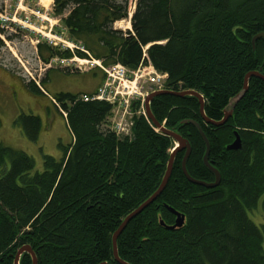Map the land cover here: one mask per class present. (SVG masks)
Instances as JSON below:
<instances>
[{"label":"trees","instance_id":"obj_1","mask_svg":"<svg viewBox=\"0 0 264 264\" xmlns=\"http://www.w3.org/2000/svg\"><path fill=\"white\" fill-rule=\"evenodd\" d=\"M129 5L54 0L53 32L76 47L39 39L38 58L46 65L94 58L132 71L152 64L168 74V90L203 94L205 114L215 121L236 102L229 120L214 126L204 120L195 96L154 98L158 123L192 145L191 176L213 182L203 160L205 141L185 121L200 123L221 183L207 188L188 180L182 166L186 149L178 151L163 192L118 237L120 258L129 264H264V224L249 216L264 199V79L252 76L244 90L248 73L264 75V38L253 44L264 33V0H136L132 31L114 28L129 17ZM5 47L0 36V50ZM52 70L39 84L30 81V91L44 94L42 87L51 94ZM51 95L66 112L61 114L73 138L61 159L44 154V170L38 171L34 157L0 143V264H15L24 245H31L38 264H123L114 257L113 234L158 190L175 140L143 114L134 116L133 139L119 138L106 127L110 103L83 101L72 92ZM15 123L30 141L39 140L40 116L22 113ZM237 133L241 147L228 149ZM168 206L185 215L183 227L162 225L176 220ZM20 264H33L32 256L24 253Z\"/></svg>","mask_w":264,"mask_h":264},{"label":"rangeland","instance_id":"obj_2","mask_svg":"<svg viewBox=\"0 0 264 264\" xmlns=\"http://www.w3.org/2000/svg\"><path fill=\"white\" fill-rule=\"evenodd\" d=\"M53 2L54 0H0V36L6 42V47L0 50V143L34 157L38 171L44 170V154L61 159L64 154L63 147L71 145L73 138L66 121L55 106L52 107L42 97L31 94L27 84L32 80L40 83L47 69L52 67L47 81L50 93L81 94L100 86L104 72L97 66H91L88 63L90 59L83 62L84 59L78 57L75 61L80 63L68 62L70 64L57 59L46 65L38 58L39 39H48L55 44L74 48L72 43L68 45L65 37L57 36L53 32L54 26L58 24V20L52 15ZM129 3V10L133 13L136 0H129ZM128 22H131L130 16L123 20L125 25ZM114 28L129 30L120 26L119 22L114 24ZM1 30L13 39L8 40ZM71 68L74 72H71ZM136 71L138 70L134 72ZM235 102L236 99L231 101L228 111L233 110ZM114 108L113 105V110ZM22 113L42 118L43 131L37 142L30 141L16 125L15 121ZM112 115L113 111L108 118ZM111 122L114 123L115 119ZM263 201L261 199L258 210L249 212L250 218L257 225L264 224Z\"/></svg>","mask_w":264,"mask_h":264},{"label":"water","instance_id":"obj_3","mask_svg":"<svg viewBox=\"0 0 264 264\" xmlns=\"http://www.w3.org/2000/svg\"><path fill=\"white\" fill-rule=\"evenodd\" d=\"M261 38H264V33H260L259 35L255 36V38L253 40L254 47H256V41L258 39H261ZM252 76H258V77L264 79V75L261 74L259 71H253V72L248 73L246 75V78H245V87H244L245 92L249 89V81H250V78ZM164 94H172V95H177V96H182V97H184V96H195V97H197L201 103V114H202L203 118L206 120V123H211L213 125L221 126V125H224L229 120V118L233 115V110L228 111L226 109L225 114H224V118L222 120L214 121V120L208 119L207 115L205 114V110H204L205 109L204 96H203V94H201L200 92H198L196 90H185L182 92H175L172 90L165 89V90H159V91L153 92L147 96L146 101H145L147 116L150 119H152L156 125H158L160 127V130L162 132L173 137L174 140L176 141V143H178V147L171 153V156L169 158L168 165H167V171L165 173V176H164L158 190L149 199H147L143 204H141L136 210H134L131 214H129L124 219V222L120 225V227L113 234L114 257L117 261H119L123 264H129V263L123 261L120 258L119 250H118V241H117L118 237L121 235L123 230L126 228L129 221L132 220L134 217H136L139 213H141L150 204H152L159 197V195L163 192V190L165 189V187L167 186V184L170 180V177H171V174L173 171V166H174L176 154L178 151L186 149V153H185V156H184V159L182 162V166H183V171H184L186 177L188 178V180H190L191 182H193L195 184L205 186L207 188H215L218 185H220V183H221L220 171L216 167H213L209 162V155H210V149H211L210 141L207 139L206 135L201 131V129L199 130L200 134L206 143V153H205L204 159H203L204 164L207 166V168H209L213 172L216 180L213 182H207L205 180H199V179L192 177L191 174L189 173L188 168H187V163H188V159L191 155V151H192L191 143L189 142L188 139L184 138L180 133L168 130L165 127L161 126L158 123V121L156 120L155 116L153 115V112L151 109V103L154 100V98L161 96V95H164ZM185 123L197 124L198 126L200 125L198 122L196 123V121H192V120H187V121H185ZM240 147H241V137L237 133L236 139L227 148L228 149H239ZM168 208L173 214L176 215L175 223L173 225H168L164 221H161L162 225H164L169 230H174L176 228L183 227L185 224V220H186L185 215L177 212L175 209H173L169 206H168ZM24 253H29L32 256L33 264H38L37 255H36L35 251L33 250V248L31 247V245H24L18 250L17 255L15 257V264H20L21 256ZM103 264H108V263L105 262Z\"/></svg>","mask_w":264,"mask_h":264},{"label":"built area","instance_id":"obj_4","mask_svg":"<svg viewBox=\"0 0 264 264\" xmlns=\"http://www.w3.org/2000/svg\"><path fill=\"white\" fill-rule=\"evenodd\" d=\"M76 62L75 59L63 60ZM95 67L99 65L105 72V79L98 91L92 95H83V101L101 100L115 106L113 115L108 118L106 127L120 136H133L135 114L143 113L144 101L150 91L162 89L166 85L167 73L157 71L152 65L141 66L136 72L130 71L124 65L117 63L104 66L101 61L89 60ZM139 103L140 108L134 111V104ZM115 119L114 125L109 123Z\"/></svg>","mask_w":264,"mask_h":264},{"label":"bare ground","instance_id":"obj_5","mask_svg":"<svg viewBox=\"0 0 264 264\" xmlns=\"http://www.w3.org/2000/svg\"><path fill=\"white\" fill-rule=\"evenodd\" d=\"M49 1V0H48ZM136 4V3H135ZM136 7V6H135ZM129 16L131 17V19H132V17H133V13L132 12H130L129 13ZM119 22V24H120V26H123L124 28H128V29H130V28H132V24H130L131 22H128L126 25H125V23H123V20L121 21H118ZM117 22V23H118ZM78 59V58H77ZM81 59V58H80ZM80 61H82V60H80ZM85 61H87V60H84L83 62H85ZM145 68V67H144ZM139 70V69H138ZM46 94V93H45ZM50 96V95H49ZM54 103V105H56V110H58L60 113H61V111L63 112V114H66V112H64V110L63 109H61V107H60V105L56 102V101H54L53 102ZM112 107H113V105H112ZM112 111H113V109H112ZM112 111H111V113H112ZM208 117V116H207ZM208 119H210L209 117H208ZM149 120H152V119H149ZM205 120V119H204ZM211 120V119H210ZM153 121V120H152ZM206 121V120H205ZM215 121V120H214ZM153 123L155 124V122L153 121ZM197 123V122H196ZM200 124V123H199ZM209 124H211V123H209ZM110 126H112V125H114V123L113 122H111L110 121V124H109ZM156 125V124H155ZM193 125H195L197 128H198V130H200L201 129V131L205 134V132L203 131V129H202V126L201 125H197V124H193ZM213 125V124H212ZM158 126V125H157ZM215 126V125H214ZM164 127V126H163ZM160 128V127H159ZM200 132V131H199ZM116 134V133H115ZM117 135V134H116ZM206 135V134H205ZM119 138H125V137H128L129 139H133V136H120V135H117ZM206 137H207V135H206ZM173 138V137H172ZM203 138V137H202ZM174 139V138H173ZM208 139V138H207ZM209 140V139H208ZM175 143H176V141H175ZM206 144V143H205ZM178 147V144H175V146L173 147V149H172V152L176 149ZM171 152V153H172ZM214 167V166H213ZM167 171V170H166ZM221 173V172H220ZM222 177V176H221ZM178 212V211H177ZM180 213V212H179Z\"/></svg>","mask_w":264,"mask_h":264},{"label":"crops","instance_id":"obj_6","mask_svg":"<svg viewBox=\"0 0 264 264\" xmlns=\"http://www.w3.org/2000/svg\"><path fill=\"white\" fill-rule=\"evenodd\" d=\"M98 88V87H97ZM97 88H94V89H90V90H88V91H84V92H81V93H91V92H94V91H96L97 90ZM42 90H43V88H42ZM31 94H33V95H35V96H38V97H42L44 100H46V102H47V104H49V105H51L52 107H54V103H53V98H52V95H48V94H35V93H31ZM52 94V93H51ZM59 112V111H58ZM60 113V112H59ZM61 114V113H60ZM62 115V114H61ZM62 117L64 118V120L66 121V119H65V117L62 115ZM42 119V118H41ZM43 121V120H42ZM67 123V122H66ZM68 127V126H67ZM69 129V128H68ZM22 131V130H21ZM42 131H43V129H42ZM70 131V130H69ZM23 133V132H22ZM42 133V132H41ZM24 134V133H23Z\"/></svg>","mask_w":264,"mask_h":264}]
</instances>
